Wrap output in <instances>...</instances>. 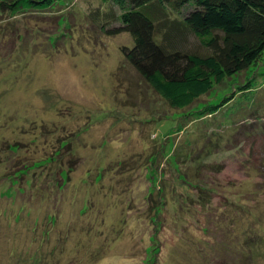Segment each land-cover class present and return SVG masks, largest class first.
Returning a JSON list of instances; mask_svg holds the SVG:
<instances>
[{
	"label": "rangeland",
	"instance_id": "374dc122",
	"mask_svg": "<svg viewBox=\"0 0 264 264\" xmlns=\"http://www.w3.org/2000/svg\"><path fill=\"white\" fill-rule=\"evenodd\" d=\"M8 1L0 264H264V52L178 109L125 59L115 1ZM165 11L157 42L206 53Z\"/></svg>",
	"mask_w": 264,
	"mask_h": 264
},
{
	"label": "trees",
	"instance_id": "16d2710c",
	"mask_svg": "<svg viewBox=\"0 0 264 264\" xmlns=\"http://www.w3.org/2000/svg\"><path fill=\"white\" fill-rule=\"evenodd\" d=\"M113 1L121 9L114 32L126 31L133 41L121 48L125 59L175 108L191 106L213 86L246 71L264 52V0ZM9 5L14 4L0 0V11ZM165 10L177 14L173 22L196 36L206 53L167 49L157 42L154 18L166 15ZM216 107L209 106L206 113Z\"/></svg>",
	"mask_w": 264,
	"mask_h": 264
}]
</instances>
